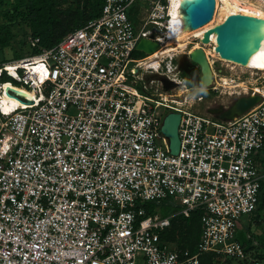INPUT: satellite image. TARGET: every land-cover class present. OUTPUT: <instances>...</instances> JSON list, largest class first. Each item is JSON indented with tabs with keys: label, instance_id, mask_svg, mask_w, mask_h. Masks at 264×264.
<instances>
[{
	"label": "built area",
	"instance_id": "1",
	"mask_svg": "<svg viewBox=\"0 0 264 264\" xmlns=\"http://www.w3.org/2000/svg\"><path fill=\"white\" fill-rule=\"evenodd\" d=\"M169 5L103 0L98 17L53 47L0 63V264H198L200 252L244 258L235 225L255 209L264 179L254 160L264 94L230 120L192 111L193 94L173 75L165 46ZM140 38L159 47L134 57ZM139 69L161 74L169 87L159 82L162 92L147 93ZM211 72L213 89L219 72ZM168 111L180 115L176 154L159 132ZM161 200L176 212L145 210ZM196 209L195 253L158 240L172 216Z\"/></svg>",
	"mask_w": 264,
	"mask_h": 264
},
{
	"label": "water",
	"instance_id": "2",
	"mask_svg": "<svg viewBox=\"0 0 264 264\" xmlns=\"http://www.w3.org/2000/svg\"><path fill=\"white\" fill-rule=\"evenodd\" d=\"M215 0H194L189 2L183 10L187 25L197 28L208 22L212 17ZM210 35L214 36L213 51L221 59L228 60L239 66H244L251 54L256 52L264 39V18L245 15L241 13L227 14L223 20L201 32L196 38L198 46L191 48L183 54L178 63L180 72L186 75L187 80L193 86L207 88L212 84V72L208 57L204 52V45L209 43ZM159 44L146 38H140L135 50L144 55L153 53ZM163 78V77H162ZM164 78L162 79L163 82ZM169 82L164 80L166 89ZM258 93L240 95L231 104L223 108L221 105L207 109V113L219 120H230L260 101ZM179 113L168 111L161 119L160 134L166 138L167 148L170 154H176L179 147L177 137V125Z\"/></svg>",
	"mask_w": 264,
	"mask_h": 264
},
{
	"label": "rangeland",
	"instance_id": "3",
	"mask_svg": "<svg viewBox=\"0 0 264 264\" xmlns=\"http://www.w3.org/2000/svg\"><path fill=\"white\" fill-rule=\"evenodd\" d=\"M248 1L254 3V0ZM13 5L14 0H0V25H5V27L12 34V38L9 41L8 45L0 49V61L8 60L14 57L15 53H20L22 57H25L31 53L29 45V34L26 29L25 23L20 20L8 21L4 17L5 13L10 14L12 12ZM215 9L216 4L212 15H214ZM212 18H210L209 21H211ZM187 41L188 42L186 43L184 49L175 48L174 50L170 51L174 54L172 58L173 65L175 66L173 75L180 79L186 87L190 88V93L193 94V98L188 100V103L191 104L192 111L198 114L210 115L207 113V109L217 107L219 104L223 108H225L229 104H231V102L236 97L253 93L251 88H254L253 90L255 92L263 91L264 93V70L239 66L231 61L223 60L213 52V46H207V48L209 47V49H206L209 52H213V54L215 55H209L210 67L213 70L219 72L213 82V86L215 88H207L206 90L201 91L194 89L193 85H190L191 87H189L182 72H180L178 69V63L182 59L183 54L191 48L195 47V44H198V42L197 40H195V38H193L192 34L191 36H189ZM173 47L176 46L173 45ZM133 55L137 58L144 56L142 52L137 51H135ZM160 71L161 70H158V72ZM137 72L142 80L141 83L147 87V93H154L156 91L162 92L161 88L159 87V82H162V79L164 77L161 74H156L153 71L149 72L146 69H139ZM162 87L164 88V80L162 82ZM177 89L178 87L174 90V92H176ZM196 95H201L202 100L195 101L194 97ZM189 96V94L186 95L187 98H189ZM145 204L146 205L144 206V208L146 211L150 213H157L160 216H168L175 213L177 210V207L173 205V202L171 200H161L157 201V203L154 202ZM241 218L246 219L253 225L249 230V240L250 243L253 244L252 246L254 249H252L254 250V253H252V251H249V253H247L245 256L246 259H244V261L232 258L230 259L229 264H245L247 258L254 259L253 262H250L249 264H264V206L261 209L255 210L251 214L249 213L246 215H242ZM259 255H261V258H258ZM219 259L221 261L224 260L223 257H219Z\"/></svg>",
	"mask_w": 264,
	"mask_h": 264
},
{
	"label": "trees",
	"instance_id": "4",
	"mask_svg": "<svg viewBox=\"0 0 264 264\" xmlns=\"http://www.w3.org/2000/svg\"><path fill=\"white\" fill-rule=\"evenodd\" d=\"M102 1L103 0H14L12 12L10 14L5 13L4 17L8 21L20 20L25 23L29 34V40H37L35 46L30 47V54H35L39 49L53 47L66 34L82 26L88 20L98 17ZM11 38L12 34L5 25H0V49L6 47ZM20 57H22L20 53H15L14 57L0 61V63ZM183 76L186 83L189 86L192 85L187 80L186 75L183 74ZM0 80H3L2 77H0ZM254 160L258 163V166L264 170V140ZM263 195L264 179L260 181L256 207L252 212L263 208ZM145 205L146 204H144V206ZM200 216L201 211L198 209L190 211L187 216H172L169 220L168 227L159 232L158 240L161 243L168 244L171 249L179 253L184 251H187L188 254L195 253L197 251L196 246L201 232ZM239 240L244 253L242 261H244L249 251L254 253V248L250 240H244L242 238ZM219 257L221 256L215 253L200 252L197 255L198 264L230 263V258H224V260L221 261ZM258 258H261V255H259ZM251 260V262H253L254 259ZM245 264H248V258Z\"/></svg>",
	"mask_w": 264,
	"mask_h": 264
},
{
	"label": "bare ground",
	"instance_id": "5",
	"mask_svg": "<svg viewBox=\"0 0 264 264\" xmlns=\"http://www.w3.org/2000/svg\"><path fill=\"white\" fill-rule=\"evenodd\" d=\"M170 5L168 7V14L170 16V25L167 30V40L165 46L166 48L170 47V50H174L175 48L184 49L186 46L187 39L189 36H193V38H198L201 34V32L210 26L212 27L213 24L219 23L223 20V18L230 13H241L245 15H251V16H258L261 18H264V0H254V3L248 1V0H215L216 9L215 13L211 21L206 24L204 23L201 25V27L197 28H190L187 25L186 16L182 15L181 10L185 8V6L194 0H169ZM215 8V5H214ZM197 43V42H196ZM214 44V36H210L209 43L205 44L203 49L206 53L208 60L209 55L215 56L213 52H209L207 49V46H213ZM175 45L176 47H173ZM172 46V47H171ZM198 46V44H195V47ZM207 48V49H206ZM213 49V47H212ZM167 50V51H168ZM215 53V52H214ZM217 55V54H216ZM151 56V55H150ZM155 56V55H152ZM224 60V59H223ZM210 62V61H209ZM244 67H250V68H257L264 70V39L259 46L258 50L250 55L247 64L244 65ZM10 88L14 94L31 98L32 93L29 91H26L24 89L16 88L11 85H4L5 91ZM257 93H263V91H256ZM264 94V93H263ZM12 104H18V100L12 99Z\"/></svg>",
	"mask_w": 264,
	"mask_h": 264
},
{
	"label": "crops",
	"instance_id": "6",
	"mask_svg": "<svg viewBox=\"0 0 264 264\" xmlns=\"http://www.w3.org/2000/svg\"><path fill=\"white\" fill-rule=\"evenodd\" d=\"M252 224L247 221L246 219L244 218H239L238 221L236 222V225H235V234H234V237L239 240L240 238L242 239H248L250 238L249 236V230L250 228H252ZM240 241V240H239ZM249 259V258H248ZM252 260L249 259L248 261V264L251 262Z\"/></svg>",
	"mask_w": 264,
	"mask_h": 264
},
{
	"label": "flooded vegetation",
	"instance_id": "7",
	"mask_svg": "<svg viewBox=\"0 0 264 264\" xmlns=\"http://www.w3.org/2000/svg\"><path fill=\"white\" fill-rule=\"evenodd\" d=\"M220 105V104H219Z\"/></svg>",
	"mask_w": 264,
	"mask_h": 264
}]
</instances>
